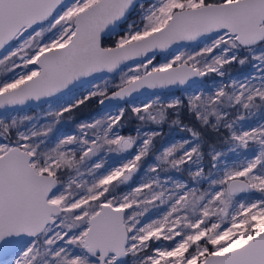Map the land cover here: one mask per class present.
Instances as JSON below:
<instances>
[{"label":"snow or ice","instance_id":"6c2138e0","mask_svg":"<svg viewBox=\"0 0 264 264\" xmlns=\"http://www.w3.org/2000/svg\"><path fill=\"white\" fill-rule=\"evenodd\" d=\"M0 264H264V0H0Z\"/></svg>","mask_w":264,"mask_h":264},{"label":"rangeland","instance_id":"374dc122","mask_svg":"<svg viewBox=\"0 0 264 264\" xmlns=\"http://www.w3.org/2000/svg\"><path fill=\"white\" fill-rule=\"evenodd\" d=\"M133 15H135V12L133 13ZM164 56H166V55H163V54L158 55V60H160L162 62ZM250 70L251 69L248 66L241 68V66H239L238 64H233L230 67V71L233 73V75L244 74V73L249 72ZM204 79L206 81H211V80L217 79V78L213 75V76L206 77ZM193 87H195V86H193ZM184 95H185V92L183 90L173 92V93H161V99L167 100V99H170L174 96L183 98ZM47 107H48V105H45L43 108L37 106V107L30 108L27 110H20V111H16V112H11L8 115H17V116L28 115V116L40 117L42 115L44 109H46ZM128 111L131 114L130 107H129ZM131 116H132V114H131ZM258 120H259V117H255L249 123L253 124V126H254ZM42 121L43 120H41L40 122H42ZM139 126H140L139 122L136 120L134 127L130 131H127V133H125V135H128L129 133L134 134L135 129ZM182 135H185V134L181 133L178 129L172 128L169 123H165L162 126V135L157 137L156 141L162 142V143H160V145L161 144H168L173 139H177ZM206 163H207V161H206Z\"/></svg>","mask_w":264,"mask_h":264},{"label":"trees","instance_id":"16d2710c","mask_svg":"<svg viewBox=\"0 0 264 264\" xmlns=\"http://www.w3.org/2000/svg\"><path fill=\"white\" fill-rule=\"evenodd\" d=\"M87 107L89 108L88 109L89 111H92L94 109L93 103H90V104H86V105L82 106L81 110H84ZM135 123H136L135 117H132L131 114L129 113V111H127L126 114H125V121H124L125 127L123 129V134L127 133V131H130L134 127ZM208 135H209L210 139H215V137L212 136V134H208Z\"/></svg>","mask_w":264,"mask_h":264},{"label":"flooded vegetation","instance_id":"af4514ba","mask_svg":"<svg viewBox=\"0 0 264 264\" xmlns=\"http://www.w3.org/2000/svg\"><path fill=\"white\" fill-rule=\"evenodd\" d=\"M91 103H93V105H94V109L92 110V111H89L88 109V107L87 108H85L84 110H81V108H80V110L77 112V113H75L74 115H75V117L79 120V119H86V118H88L89 117V115L90 114H92V113H94L100 106L98 105V104H96V102L95 101H93V102H91ZM90 104V103H89ZM45 106V105H44ZM43 106V107H44ZM41 123H43V121L41 122ZM156 143H157V145H160V143H162V142H159V141H156Z\"/></svg>","mask_w":264,"mask_h":264},{"label":"water","instance_id":"95a60500","mask_svg":"<svg viewBox=\"0 0 264 264\" xmlns=\"http://www.w3.org/2000/svg\"><path fill=\"white\" fill-rule=\"evenodd\" d=\"M162 54L163 55H167L166 53H162ZM158 55H160V54H158ZM185 87H187V86H185ZM181 90H183V89L177 88V87H173V88H170V89H164V90H158V91L161 94V93H173V92H177V91H181ZM34 107H37V106H35V105H28V106H25V107H23V108H21L19 110H11L10 113L11 112L20 111V110H27V109L34 108Z\"/></svg>","mask_w":264,"mask_h":264}]
</instances>
